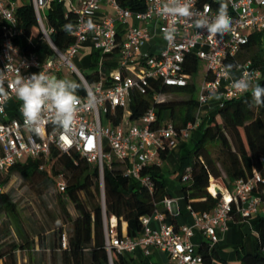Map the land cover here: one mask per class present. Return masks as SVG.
Instances as JSON below:
<instances>
[{"label":"built area","instance_id":"obj_1","mask_svg":"<svg viewBox=\"0 0 264 264\" xmlns=\"http://www.w3.org/2000/svg\"><path fill=\"white\" fill-rule=\"evenodd\" d=\"M50 1L31 0L45 39L51 46V54L22 57L10 38H6L1 45L0 71L5 73L4 88L8 95L0 97V175L30 159L44 160L40 170H47L53 150L78 155L98 168L105 245L111 259L113 251L126 256L143 247L145 255H150L152 249L166 254L169 258L167 264H205L203 255L192 242L196 231H202L209 250H212L220 241L218 229L225 231L228 223L236 217L248 220L264 209V201L258 192L260 185L264 184L261 172L254 170L250 178L237 180L232 191L222 188L225 194L213 212H193L189 206L194 218L192 226L184 225L176 229L165 223L163 214L156 212L153 217L142 219L143 235L132 239L120 232L117 218H107L105 168L118 166L133 181L153 191V182L145 171L153 167L161 168V153L188 138L190 131L199 126L200 119L178 128L165 112L159 115L152 106L140 120L133 121L129 113L131 97L133 93L147 96L154 90V84L175 88L195 85L194 76L185 72L188 58L194 57L203 62L207 75L211 77L200 85V107L217 99V96L220 108L227 102L242 98L244 94L234 92L230 85L232 79H238L245 73L251 75L253 84L261 81L263 73L254 67L251 60L242 63L235 60L253 34L264 32V0H224L232 18L228 38L210 37L187 19L163 15L162 6L167 0H144L146 9L142 12L125 9L116 0H59L66 11H72L77 16L75 43L64 52L53 45L43 23L41 13ZM191 2L194 12H203L204 5L209 4L210 16L215 15L219 7L218 0ZM17 7L12 0H0V18L12 27L17 25ZM171 28H175V34L170 40L166 38V33ZM151 29L164 40L163 48L156 53L144 51L147 43L154 38ZM86 44H91L102 56L97 71L99 80L93 84L88 83L72 62ZM106 61L117 64L119 68L106 72ZM232 62H236V68L228 76L224 67ZM63 66H68L71 74L78 76L77 80L87 89L81 96L80 110L71 127L60 128L47 122L37 133L25 126L21 105L15 102L16 95L9 88V83L17 74L29 77L41 71L62 79ZM90 95L93 97L91 102ZM153 100L163 102L166 95L154 94ZM10 103L14 104L12 110L8 108ZM119 111L122 117L120 122L115 123ZM261 164L264 169V156ZM191 181L190 174L183 178L184 183ZM55 188L58 193L66 192L67 183L62 175L56 178ZM1 192L3 187L0 184ZM161 206L172 215L178 208L177 201L172 197L165 198ZM67 244L68 237L63 234L62 249L67 248ZM211 264L220 263L213 260Z\"/></svg>","mask_w":264,"mask_h":264},{"label":"trees","instance_id":"obj_2","mask_svg":"<svg viewBox=\"0 0 264 264\" xmlns=\"http://www.w3.org/2000/svg\"><path fill=\"white\" fill-rule=\"evenodd\" d=\"M116 1L121 7L131 11L142 12L146 9L144 0ZM41 14L45 29L57 49L64 52L75 43L74 32L77 16L72 11H66L59 0H51L46 10ZM67 23L74 25V30L70 35L62 30V26ZM263 33L253 34L249 44L244 47L235 60L237 63L251 60L254 67L263 73V77L258 83L261 86H264V48L261 46ZM6 38L12 40L22 57L44 56L52 53L51 46L45 39L37 20L32 2L17 7L16 27L10 26L0 18V49ZM188 61L189 64L185 68V72L195 76L200 62L194 57L188 58ZM231 64L235 66L236 62ZM83 75L90 84L99 80L97 72ZM205 79H211L207 75V68L203 81ZM76 82L80 83L78 80ZM196 90V85L175 88L154 84V90L147 96L133 93L129 107L130 119L140 120L152 106H155L159 115L165 112L169 119L180 121L182 127H185L188 122H194L197 119L196 114L200 105L198 99L193 97ZM84 93V88L78 91L80 97ZM154 94H188L191 98L179 102L167 100L156 102L153 100ZM250 100L249 92L238 100L227 102L223 108L217 106L213 116L203 129L202 137L194 150L180 160L179 181L185 199L193 212L210 213L218 206L222 196L213 197L212 193L214 192L210 187L211 179H214L221 187L232 191L237 180L250 178L254 170L261 172L264 177V169L261 164V158L264 156V107L250 109L246 103ZM181 105L186 108L183 117H179L177 114V108ZM121 117L122 112L119 111L115 123L120 122ZM215 146L219 148L217 157H214L211 149ZM171 150L167 149L161 153L163 161L168 158ZM74 159L76 163H74ZM44 163V160L41 159L27 160L10 168L8 176L20 175L25 179H32L38 175L44 177L47 184L54 187L56 178L61 175L64 177L67 190L65 193H59L60 201L66 210V203L62 199L66 198L75 206L78 213V217L73 221L72 232L68 236L67 248L62 249L60 239L59 246L63 251L65 264H129L127 256L114 251L111 262L106 250L103 196L98 168L88 164L78 155L61 154L56 150L52 151L49 168L41 171L40 167ZM223 172L227 179H223ZM145 173L150 175L153 182L152 192L133 181L118 166L105 168L104 173V203L107 218H117L121 233V224L126 223L127 235L132 239L140 238L143 235L142 219L153 217L156 212L165 216V223L176 229L179 227L176 218L161 206L165 198L172 197L166 189L161 168L153 167L146 170ZM187 174L192 176V181L184 183L183 178ZM210 188L212 193L209 191ZM258 192L264 201V184L260 185ZM1 210L13 215L16 212V206L10 195L3 192L0 193ZM65 213L67 212L65 211ZM259 240V249L262 251L264 221L260 223ZM29 246L28 244L27 247ZM26 248L15 243H11L5 248L0 241V264H18L16 253L18 250L24 251ZM199 252L203 255L205 264H211L215 259V250H209L207 244H203ZM237 257L241 264H264V256L260 253L251 255L238 251Z\"/></svg>","mask_w":264,"mask_h":264},{"label":"rangeland","instance_id":"obj_3","mask_svg":"<svg viewBox=\"0 0 264 264\" xmlns=\"http://www.w3.org/2000/svg\"><path fill=\"white\" fill-rule=\"evenodd\" d=\"M14 1L17 5H22L24 2L22 0ZM26 3H31V1L27 0ZM224 37L228 38V34ZM261 46L264 48V33ZM78 55L79 60L76 61L74 58L72 62L82 74H91L98 71V64L102 57L101 53L93 55V57L85 61H83V58L90 55L89 51H82V54ZM43 58L46 59L47 57ZM88 62L93 63V65L83 68L82 65L90 64ZM104 68L108 71H113L118 69L119 66L106 61L104 62ZM205 71L206 65L200 62L197 74L193 77V82L197 87L193 97L196 99L199 97V86L203 81ZM61 78L76 81L78 76L71 74L68 66H63ZM188 98H191L188 94L166 95L167 101L179 102ZM15 102L21 105V101L17 97ZM185 113L186 108L184 106L181 105L177 108L179 117H183ZM199 121L201 127L197 131L201 134L197 142L202 137V132L208 123V119H200ZM195 146L191 147V151L194 150ZM211 149L214 157H217L219 148L215 146ZM8 174L7 172L0 175V182L3 187V193L9 194L15 204L16 212L13 215L5 210L0 211V241L2 246L6 248L11 243H15L26 248L28 244L30 245L24 251L21 249L17 251L18 264H65L63 251L59 246L60 239L62 238V233L68 237L72 232L73 221L78 217L75 206L66 198H62L66 203L65 210L56 188L48 185L44 177L36 175L32 179H25L20 175L9 177ZM180 175L178 168L176 171L171 170V173L163 177L168 192H173L176 188L181 190ZM222 177L227 179L224 172ZM211 185L214 187L218 184L214 179H211ZM211 185L210 187L213 188ZM181 194L184 195L183 191H181Z\"/></svg>","mask_w":264,"mask_h":264},{"label":"clouds","instance_id":"obj_4","mask_svg":"<svg viewBox=\"0 0 264 264\" xmlns=\"http://www.w3.org/2000/svg\"><path fill=\"white\" fill-rule=\"evenodd\" d=\"M218 2L219 7L216 14L210 16L208 15L211 11L209 4L204 5L203 12H194L191 0H167L162 6V14L187 19L198 30L206 32L210 37H223L232 30V18L228 14L224 0H218ZM89 24L91 25V21ZM62 30L70 35L74 30V25L67 23L62 26ZM174 34L175 28H171L166 33V38L171 40ZM234 67L232 64L225 65V74L231 76ZM4 82L5 73L0 71V97L8 95ZM230 87L239 94L250 92L251 100L246 101L248 108L264 107V86L253 84L250 74L245 73L238 79H232ZM9 88L21 101L20 111L25 126L38 133L47 122L60 128L71 127L81 107V97L78 91L84 88V84L74 80L60 79L41 71L29 77L17 74L15 79L9 83ZM84 90L87 91V89ZM92 100L93 97L90 95L89 102Z\"/></svg>","mask_w":264,"mask_h":264},{"label":"crops","instance_id":"obj_5","mask_svg":"<svg viewBox=\"0 0 264 264\" xmlns=\"http://www.w3.org/2000/svg\"><path fill=\"white\" fill-rule=\"evenodd\" d=\"M15 2L14 0H12ZM22 4H27V0ZM31 1V0H30ZM19 6V5H18ZM151 33L154 35V38L147 43L144 47L145 52L156 53L160 51L164 46L163 38L155 33L154 29H151ZM82 51H89L90 55L83 58V61L90 59L93 55H97L98 52L94 50L91 44H86L83 46ZM76 61L79 60V55L75 57ZM83 68L92 66L93 63L88 62ZM110 72V71H106ZM14 104L10 103L8 108L9 110L13 109ZM218 106V100L214 99L207 104L199 107L196 117L199 119H210L216 108ZM178 128H182L180 121L172 120ZM201 125L190 131L189 137L182 139L171 151L166 161H163L161 166V171L163 177L168 173H171V170L176 171L180 167V160L186 157L191 152V147L197 144V139L200 137V132L197 131ZM180 189H175L171 194L172 198L177 201V210L173 216L176 218L177 225L192 226L194 224V218L192 212L189 210V204L187 203L185 196L181 194ZM261 221H264V209H261L256 215L248 220H242L239 217H236L234 220L230 221L227 225V230L222 231L221 229L217 230L218 237L220 239L219 243L213 248L215 250V259L217 263L223 264H241V261L237 257V252H246L247 254L257 255L261 254L264 256V253L259 249L260 240H259V228ZM121 231L124 236L127 235V224H121ZM192 242L197 246L198 250L203 244H207V239L204 238L201 230H197ZM129 261V264H167L168 256L156 249L151 250L150 255H145L144 248L138 247L133 254L126 255Z\"/></svg>","mask_w":264,"mask_h":264},{"label":"water","instance_id":"obj_6","mask_svg":"<svg viewBox=\"0 0 264 264\" xmlns=\"http://www.w3.org/2000/svg\"><path fill=\"white\" fill-rule=\"evenodd\" d=\"M215 193L217 196H223L224 195V191H223L222 187H220L219 185H216ZM110 261L112 262L111 258H110Z\"/></svg>","mask_w":264,"mask_h":264},{"label":"bare ground","instance_id":"obj_7","mask_svg":"<svg viewBox=\"0 0 264 264\" xmlns=\"http://www.w3.org/2000/svg\"><path fill=\"white\" fill-rule=\"evenodd\" d=\"M213 187V186H212ZM215 187H216V185L212 188V191L214 192V193H212L211 192V189H209V191L212 193V194H214V195H216V193H215ZM225 194V193H224Z\"/></svg>","mask_w":264,"mask_h":264}]
</instances>
